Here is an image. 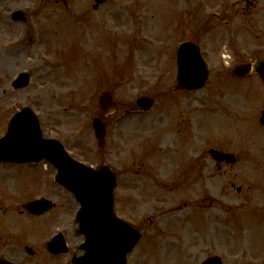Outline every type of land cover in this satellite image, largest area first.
<instances>
[{"label": "rangeland", "instance_id": "obj_1", "mask_svg": "<svg viewBox=\"0 0 264 264\" xmlns=\"http://www.w3.org/2000/svg\"><path fill=\"white\" fill-rule=\"evenodd\" d=\"M94 4L0 0V136L29 105L43 135L60 139L74 158L108 163L119 178L115 210L142 232L129 264H200L215 255L224 264H264V81L232 73L239 63L264 59V0ZM18 11L23 20L13 18ZM185 40L200 46L210 69L196 91L177 82ZM22 71L31 83L15 90L11 82ZM107 91L117 103L108 116L100 103ZM142 96L155 99L148 111L137 104ZM97 117L107 126L102 145ZM172 130L176 142L164 144ZM210 148L237 160L219 162ZM56 173L46 161L0 163L1 257L71 264L80 253L79 203ZM40 197L55 207L34 215L25 205ZM59 232L69 252L51 254L47 242Z\"/></svg>", "mask_w": 264, "mask_h": 264}, {"label": "water", "instance_id": "obj_2", "mask_svg": "<svg viewBox=\"0 0 264 264\" xmlns=\"http://www.w3.org/2000/svg\"><path fill=\"white\" fill-rule=\"evenodd\" d=\"M102 1L104 0H97L98 3ZM178 67V81L182 88L195 90L205 86L209 69L201 55L200 47L194 42L184 41L180 44ZM252 67L264 79V60L254 64H239L233 72L244 76ZM29 79V74L23 72L14 85L25 86ZM138 102L147 109L151 106L152 99L142 97ZM101 103L107 114L115 109L110 93L101 96ZM93 124L102 142L105 135L104 123L100 118H96ZM211 153L218 160H235L233 154L214 149H211ZM44 158L58 168L56 180L71 190L81 204L76 221L80 224L79 233L84 235L85 241L81 246L83 254L76 255L72 264H127V256L140 240L141 233L115 212L114 189L117 180L114 171L107 165L95 169L75 160L59 140L43 137L37 115L29 108H24L13 116L8 131L0 137V161L26 163L39 162ZM52 207V201L45 198L28 204L29 210L36 214L44 213ZM49 249L54 253L68 251L62 234H58L49 242ZM0 264L15 263L0 259ZM202 264L223 262L219 257H211Z\"/></svg>", "mask_w": 264, "mask_h": 264}, {"label": "bare ground", "instance_id": "obj_3", "mask_svg": "<svg viewBox=\"0 0 264 264\" xmlns=\"http://www.w3.org/2000/svg\"><path fill=\"white\" fill-rule=\"evenodd\" d=\"M118 16H119V14H118ZM119 19L121 18V16L120 17H118ZM57 73H58V71H57ZM176 142V136H175V132H173V130L172 131H170L169 133H168V136L166 137V140L163 142L164 144H166V143H175ZM196 146L197 145H195V148H196ZM164 161H166V160H164ZM174 162L173 161H170V167H172ZM175 164V163H174ZM173 167H175V165L173 166ZM180 209H182V207H179ZM12 219V220H11ZM10 220H11V222L12 223H15V220H13L14 218H11ZM182 231H183V233H189V229L188 228H184V229H182ZM166 242H168V239H167V241ZM165 242V243H166ZM166 247H168L169 248V245L168 246H166ZM167 248V249H168ZM166 249V250H167ZM165 250V251H166ZM166 253V252H165ZM164 254V253H163ZM172 254V252L170 253V255ZM165 255V254H164ZM163 259H165V257L163 258Z\"/></svg>", "mask_w": 264, "mask_h": 264}]
</instances>
